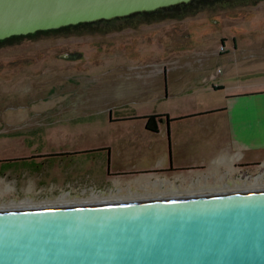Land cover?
Listing matches in <instances>:
<instances>
[{
  "label": "rangeland",
  "instance_id": "rangeland-1",
  "mask_svg": "<svg viewBox=\"0 0 264 264\" xmlns=\"http://www.w3.org/2000/svg\"><path fill=\"white\" fill-rule=\"evenodd\" d=\"M37 36L0 46V205L154 193L142 185L196 151L195 121L168 120L264 82L256 66L264 0H222L106 33ZM151 114L163 115L155 133L144 126ZM38 152L62 155L9 162Z\"/></svg>",
  "mask_w": 264,
  "mask_h": 264
},
{
  "label": "water",
  "instance_id": "water-1",
  "mask_svg": "<svg viewBox=\"0 0 264 264\" xmlns=\"http://www.w3.org/2000/svg\"><path fill=\"white\" fill-rule=\"evenodd\" d=\"M187 0H0V39ZM0 264H264V188L0 209Z\"/></svg>",
  "mask_w": 264,
  "mask_h": 264
},
{
  "label": "crops",
  "instance_id": "crops-1",
  "mask_svg": "<svg viewBox=\"0 0 264 264\" xmlns=\"http://www.w3.org/2000/svg\"><path fill=\"white\" fill-rule=\"evenodd\" d=\"M256 66L264 73L263 61ZM225 96L226 100L221 105L168 120L195 121L196 128L192 133L195 139L189 140L188 145L196 151L182 163L164 169V177L154 184L142 185L145 189L184 195L255 187H244L246 185L239 179L242 171L253 172L254 164L264 162V82L258 88L226 92ZM170 144L173 148L177 140ZM168 158L171 162L169 155ZM91 197L100 196L93 194Z\"/></svg>",
  "mask_w": 264,
  "mask_h": 264
},
{
  "label": "trees",
  "instance_id": "trees-1",
  "mask_svg": "<svg viewBox=\"0 0 264 264\" xmlns=\"http://www.w3.org/2000/svg\"><path fill=\"white\" fill-rule=\"evenodd\" d=\"M222 0H187V1H180L177 3L165 5V6H160L156 7L151 10H140V11H133L125 15H120V16H113L109 18H98L90 21H81V22H76L73 24H65L61 25L58 27L54 28H47V29H38L34 30L32 32L24 33V34H12L7 37L1 38L0 39V46L3 44H9L12 43L11 41L23 38V37H33L36 38L38 37L37 35H59V36H64L68 35L72 32L75 33V35L79 34H84V33H106L112 30H117L120 29L121 27L125 26H136L139 23H144V22H150V21H160L163 19H175L179 20L187 15H191L195 12H197L200 9H204L205 6L208 4L216 3V2H221ZM254 2L255 0H244V2ZM221 5V4H219ZM134 15H140L139 18H137L134 22L131 24L127 23V21L130 20V18ZM114 18H122L124 20H127L124 25H121L117 28L110 27L108 24H99L101 21L102 22H110ZM129 19V20H128ZM136 23V24H135ZM94 30V31H93ZM93 31V32H91ZM36 36V37H35ZM157 116H163V115H147L144 116L145 120V128L148 130H155L156 127L154 124H151V118L157 117Z\"/></svg>",
  "mask_w": 264,
  "mask_h": 264
},
{
  "label": "flooded vegetation",
  "instance_id": "flooded-vegetation-1",
  "mask_svg": "<svg viewBox=\"0 0 264 264\" xmlns=\"http://www.w3.org/2000/svg\"><path fill=\"white\" fill-rule=\"evenodd\" d=\"M151 124H154V126L156 127L155 130H149L151 132H157L158 129H157V123L159 124L161 122V116H157V117H153L151 118ZM144 124H145V120H144ZM148 130V129H147ZM83 152V151H81ZM79 152V153H81ZM85 152V151H84ZM60 153H31L30 155H28V157H21L19 159H16V160H10L9 162H13V161H22V162H25V161H28V160H42L46 157H59ZM169 167H171L170 164H166L164 165L163 168H161L159 171H164L169 169ZM254 167V171L253 172H243L240 174V181H242L241 183L243 185H246L244 187H247V186H263L264 185V162L263 163H257V164H254L253 165ZM262 188V187H260ZM264 188V186H263ZM148 189V188H147ZM150 190L154 191V193H142V194H137L136 196L137 197H143V198H163V197H171V196H177L175 194H172V193H168L166 192L165 190H157V189H153V188H149ZM114 197H129V196H135V195H132V194H128V195H113ZM76 201V199H73ZM78 200H82V199H78Z\"/></svg>",
  "mask_w": 264,
  "mask_h": 264
},
{
  "label": "bare ground",
  "instance_id": "bare-ground-1",
  "mask_svg": "<svg viewBox=\"0 0 264 264\" xmlns=\"http://www.w3.org/2000/svg\"><path fill=\"white\" fill-rule=\"evenodd\" d=\"M260 187H254V188H245V189H257ZM263 188V187H262ZM137 199H144V198H137ZM135 198H128V199H116V198H108V197H104V198H100V197H91L88 200H84V201H73V202H64L62 200H57L54 202H45V203H19V204H14V205H0V209H8V208H21V207H34V206H48V205H61V204H75V203H91V202H99V201H107V200H137ZM38 204H42V205H38Z\"/></svg>",
  "mask_w": 264,
  "mask_h": 264
}]
</instances>
